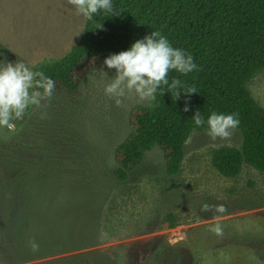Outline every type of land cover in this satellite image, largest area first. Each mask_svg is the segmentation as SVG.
I'll list each match as a JSON object with an SVG mask.
<instances>
[{
  "label": "rangeland",
  "instance_id": "374dc122",
  "mask_svg": "<svg viewBox=\"0 0 264 264\" xmlns=\"http://www.w3.org/2000/svg\"><path fill=\"white\" fill-rule=\"evenodd\" d=\"M86 21L67 0H0V62L33 70L61 58ZM114 75L90 70L79 97L58 94L15 132L0 128V174L17 176L20 196L0 203V264H264V172L244 165L226 177L212 164L213 150L240 147L242 133L212 141L194 130L178 175L154 146L119 181L115 149L132 131L133 108L148 102L132 95L117 107L104 93ZM249 87L264 107V71ZM204 203L227 211L201 212ZM216 223L223 237L209 231Z\"/></svg>",
  "mask_w": 264,
  "mask_h": 264
},
{
  "label": "trees",
  "instance_id": "16d2710c",
  "mask_svg": "<svg viewBox=\"0 0 264 264\" xmlns=\"http://www.w3.org/2000/svg\"><path fill=\"white\" fill-rule=\"evenodd\" d=\"M112 4L117 14L101 10L87 19L80 40L63 57L33 65V71H42L55 81L52 98L62 93L79 97L90 70L115 71L104 60L128 50L153 31L191 54L198 66L187 75L175 70L168 74L169 82L178 78L197 92H181L174 102L167 89L163 95L158 90L151 102L154 107L133 108L132 131L115 149L116 179L128 180L154 146L165 152L167 173L178 175L189 136L194 130L206 132V125L197 127L194 123L197 111L205 121L212 112L238 114L241 146L213 150L212 164L222 175L236 177L244 165L264 172V107L249 87L264 71V0H112ZM99 24L102 28H96ZM36 107L29 106L17 122L25 123ZM0 176V203H19L17 176Z\"/></svg>",
  "mask_w": 264,
  "mask_h": 264
},
{
  "label": "clouds",
  "instance_id": "9594fccd",
  "mask_svg": "<svg viewBox=\"0 0 264 264\" xmlns=\"http://www.w3.org/2000/svg\"><path fill=\"white\" fill-rule=\"evenodd\" d=\"M67 3L75 7L77 15H83L89 20L101 10L117 14L113 12L112 0H67ZM96 28H102V24ZM104 64L115 70L113 79L105 85L104 93L115 101L117 107L124 106V98L132 95L140 102H148L149 107H154L151 102L155 101L158 90L163 95L167 89L174 102L179 99L181 92L189 95L197 92L195 87L184 84L178 78L169 82L168 74L171 70L187 75L198 70V66L191 54L173 47L165 36L156 31L136 40L128 50L111 54L104 60ZM54 94L55 81L42 71H33L22 60L15 63L0 62V128L15 132V121L24 118L29 106H45V102L50 101ZM184 111H189L187 97ZM46 116V112L41 114L42 119ZM193 120L197 127L206 125V134L212 141L230 140L240 124L238 114L235 113L212 112L205 121L197 111ZM200 210L222 214L227 208L223 204L213 206L204 203ZM209 231L218 237L224 236L220 223L211 226ZM169 243L174 244L175 241ZM29 246L34 252L39 250V244L34 239L29 242Z\"/></svg>",
  "mask_w": 264,
  "mask_h": 264
}]
</instances>
